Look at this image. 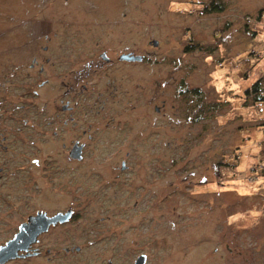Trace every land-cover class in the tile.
<instances>
[{"label":"rangeland","instance_id":"374dc122","mask_svg":"<svg viewBox=\"0 0 264 264\" xmlns=\"http://www.w3.org/2000/svg\"><path fill=\"white\" fill-rule=\"evenodd\" d=\"M215 1L0 0V241L24 205H71L50 264H264V101L244 93L264 44L243 23L264 0Z\"/></svg>","mask_w":264,"mask_h":264},{"label":"flooded vegetation","instance_id":"af4514ba","mask_svg":"<svg viewBox=\"0 0 264 264\" xmlns=\"http://www.w3.org/2000/svg\"><path fill=\"white\" fill-rule=\"evenodd\" d=\"M44 48L45 46H43V49ZM127 53H133V52H127ZM12 58L16 59L17 57H12ZM21 58H24V56L22 55ZM48 59L49 57H46L45 62H47ZM143 59L144 56L142 55V59L140 61H143ZM105 61L108 63L110 62L109 58ZM124 61L128 63L140 62L138 60L136 61L124 60ZM35 67H38L39 73L43 72L42 63L38 61V58L36 56H32L29 62V68L34 69ZM0 74H1L0 78L3 79V81L0 80V85H4V81H6L5 73L1 72ZM46 83H47V79L39 82L38 85H44ZM61 87L64 88L63 89L64 97H72L75 91L74 78L72 76H68L65 79V81H61ZM1 97L6 98V95ZM61 108L64 111H68L70 116L69 119L63 120V123L64 124L69 123V121L72 120V116L70 114L72 107L69 105L68 99H66L61 104ZM74 143L80 144L77 140H75L72 145H74ZM83 148H84V144L81 149L80 159L72 158L69 156L72 162L81 161L83 159L84 157ZM3 149L5 150V146H3ZM3 177H4V169L2 166H0V182L3 179ZM11 197H13V195L11 196L7 194L6 197H4L5 202L9 203L10 202L9 199ZM44 198L47 199L48 196H45ZM24 207L28 209L25 213L21 215L20 220L16 223L15 230L11 233V235L7 236L6 238L0 241V247H2L8 241L13 239V237L19 232L20 227H23L24 231L20 234V237L16 240V246H18V248L20 249L17 250L15 257L7 259L2 264H23L24 262H28L30 260H39V259L47 264H50L51 262L54 261V257H55L54 244L48 242L45 243L44 237L47 235L49 236L53 231L58 230L69 223H73V221L75 220V213L73 206L71 207V205H68L63 208H59L56 206H42L36 204V205H24ZM60 250L63 252L64 255L67 256L75 251H79V247H74L72 244L68 245V243H65L62 246H60ZM108 264H110V262H108Z\"/></svg>","mask_w":264,"mask_h":264},{"label":"water","instance_id":"95a60500","mask_svg":"<svg viewBox=\"0 0 264 264\" xmlns=\"http://www.w3.org/2000/svg\"><path fill=\"white\" fill-rule=\"evenodd\" d=\"M152 45L156 46L157 41L153 40ZM101 57L104 60L108 59L104 53H102ZM118 59L119 60H127V61H136V60L140 61L142 59V55L133 54V53H122L118 56ZM82 146H83V144L74 143L72 149L69 152V156L72 158L80 159ZM123 167L124 166H122V168ZM23 231H24V228L20 227L19 232L13 237V239H11L5 245L0 247V264L5 262L9 258L15 257L17 250L20 249V248H18V246H16V240L20 237V234ZM145 261H146L145 255L140 254L136 257V259L134 260V262L132 264H145Z\"/></svg>","mask_w":264,"mask_h":264},{"label":"trees","instance_id":"16d2710c","mask_svg":"<svg viewBox=\"0 0 264 264\" xmlns=\"http://www.w3.org/2000/svg\"><path fill=\"white\" fill-rule=\"evenodd\" d=\"M264 8V7H263ZM263 8L258 9L255 14H248L244 17L243 23L244 27L247 31L250 32L252 36H256L257 32L253 28L252 25L247 24V19H253L254 21L258 18V15L260 14L261 10ZM210 10L214 12H222L223 11V5L220 3V1H215L210 3ZM258 35V34H257ZM261 40V39H260ZM262 43V42H261ZM264 49V48H263ZM254 55H261L260 53L252 51ZM262 77L257 78L253 83L250 84L247 88H245L244 93L247 98H252L253 101H264V86L262 85Z\"/></svg>","mask_w":264,"mask_h":264},{"label":"built area","instance_id":"2783aa9c","mask_svg":"<svg viewBox=\"0 0 264 264\" xmlns=\"http://www.w3.org/2000/svg\"><path fill=\"white\" fill-rule=\"evenodd\" d=\"M247 24L252 25L256 30L257 34L260 36L262 45L264 44V8L261 10L258 18L254 21L253 19H247ZM264 48V45H263Z\"/></svg>","mask_w":264,"mask_h":264}]
</instances>
